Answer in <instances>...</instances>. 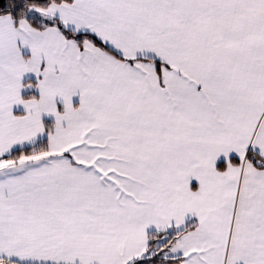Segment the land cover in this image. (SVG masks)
<instances>
[{
	"label": "snow or ice",
	"instance_id": "snow-or-ice-1",
	"mask_svg": "<svg viewBox=\"0 0 264 264\" xmlns=\"http://www.w3.org/2000/svg\"><path fill=\"white\" fill-rule=\"evenodd\" d=\"M0 264H264V0H0Z\"/></svg>",
	"mask_w": 264,
	"mask_h": 264
}]
</instances>
